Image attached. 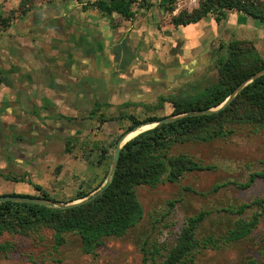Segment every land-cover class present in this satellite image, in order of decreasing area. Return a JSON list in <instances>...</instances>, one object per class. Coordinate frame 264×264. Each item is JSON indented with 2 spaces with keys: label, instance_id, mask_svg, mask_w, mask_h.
<instances>
[{
  "label": "crops",
  "instance_id": "1",
  "mask_svg": "<svg viewBox=\"0 0 264 264\" xmlns=\"http://www.w3.org/2000/svg\"><path fill=\"white\" fill-rule=\"evenodd\" d=\"M21 1L0 0V20L10 17L0 23V181L12 182L0 195L40 197L39 185L71 202L95 192L128 116H168L162 98L209 69L222 35L250 32L264 50V25L238 11L175 26L160 0L134 4L132 19L84 7L96 0H36L24 13Z\"/></svg>",
  "mask_w": 264,
  "mask_h": 264
},
{
  "label": "trees",
  "instance_id": "2",
  "mask_svg": "<svg viewBox=\"0 0 264 264\" xmlns=\"http://www.w3.org/2000/svg\"><path fill=\"white\" fill-rule=\"evenodd\" d=\"M35 1L22 0L20 11L24 13L30 10ZM177 1L160 0L162 12L172 14L171 22L175 26H186L210 17L220 23L232 11L242 12L264 24V0H198V5L193 9H181L174 14ZM137 2L140 6L154 5L151 0H96L84 7L96 8L107 15L118 13L132 19L136 13L133 6ZM9 18H2L1 25L6 26ZM227 48L228 57L216 62L219 79L217 84L193 94L162 98V102L168 101L172 104V115L189 114L168 123H160L128 140L121 149L114 177L101 193L84 203L65 208L19 201L0 202V235L5 232L26 234L40 226H49L55 231L57 245L66 241V233L73 232L79 235L83 251L94 253L105 238L125 234L143 218L144 208L138 197V186L156 185L163 178L176 182L186 172L213 168L210 164L199 163L189 155H169L168 151L179 141L207 140L218 136L225 131L228 121L264 124V73L243 87L226 108L212 114H192L197 110L218 106L241 83L264 69V59L253 43L231 40L227 43ZM198 95L203 97L193 98ZM128 118L131 124L127 130H130L162 117L151 115L138 119L129 115ZM106 152L107 149H101V157ZM256 178H264V170L252 173L250 179L241 186L249 187ZM101 184L96 187L97 190ZM36 188L41 191L40 197L56 199L41 186L36 185ZM89 194L80 190L75 199L87 197ZM252 205L264 209V197L242 205L235 212L242 213ZM206 215L202 211L186 219L176 245L168 251L162 264H182L188 261L196 264L195 255L202 246L196 237V228ZM260 215L261 213H256L242 229L232 232L227 239H240L248 235L258 224ZM159 252L160 248L156 245L152 248L143 247V264H157L155 259Z\"/></svg>",
  "mask_w": 264,
  "mask_h": 264
},
{
  "label": "rangeland",
  "instance_id": "3",
  "mask_svg": "<svg viewBox=\"0 0 264 264\" xmlns=\"http://www.w3.org/2000/svg\"><path fill=\"white\" fill-rule=\"evenodd\" d=\"M197 5L198 0H178L174 14ZM232 34V40L251 42L250 32ZM229 41L222 35L221 41L211 46L209 69L179 80L172 91H167L169 97L193 94L217 84L215 64L228 57ZM258 52L264 59V50ZM167 111L169 115L174 111L171 104ZM224 129L222 134L207 140L174 143L169 155L186 154L213 168L186 172L176 182L163 178L156 185L138 186L143 218L125 234L105 238L94 253L83 251L79 235L66 233V241L57 245L53 228L40 226L26 234L0 235V264H143V247L154 245L160 248L155 260L162 264L168 251L176 245L186 219L202 211L207 215L196 228V237L202 243L195 255L196 264H264L263 207L252 205L242 213L235 212L242 205L264 197V178H256L249 187L241 186L252 173L264 170V124L228 121ZM119 139L120 136L114 144ZM11 183L0 181L7 189L12 188ZM256 213H261L258 224L248 235L227 239ZM207 240L211 241L207 243ZM182 264H192V261Z\"/></svg>",
  "mask_w": 264,
  "mask_h": 264
},
{
  "label": "water",
  "instance_id": "4",
  "mask_svg": "<svg viewBox=\"0 0 264 264\" xmlns=\"http://www.w3.org/2000/svg\"><path fill=\"white\" fill-rule=\"evenodd\" d=\"M264 73V69L254 73L250 78H248L247 80H245L243 83H241L235 90L233 93H231L221 104H219L218 106L212 107V108H204L201 110H197L195 112H193L192 114L194 115H199V114H212L215 112H218L221 109H224L227 107V105H229L231 103V101L237 96V94L242 90L243 87H245L248 83H250L251 81H253L256 77L260 76L261 74ZM189 113H182V114H178V115H168V116H164L162 118H160L159 120L153 121L151 123H147V124H142L140 127L144 126V125H153L152 127L160 124V123H168L171 121H174L182 116L188 115ZM140 127H135L133 129L127 130L118 140L116 147H115V151H114V156H113V163H112V167L110 170V174L109 177L107 179V181L95 192L89 194L87 197L81 198V199H77L75 201H71V202H66V201H61V200H57V199H46L43 197H38V196H29V195H22V194H10V195H0V202H5V201H19V202H27V203H34V204H41V205H46V206H57V207H71L74 205H78L81 203H84L92 198H94L97 194L101 193L103 191V189L111 182L112 178L115 175L116 169H117V164H118V160L120 158V154H121V149L123 148L124 144L130 140L128 139L127 141H125L126 137L136 131L137 129H139ZM150 127V128H152ZM149 129V128H148ZM147 130V129H145ZM144 131V130H142ZM140 131V132H142ZM139 132V133H140ZM137 133V134H139ZM136 136V135H135Z\"/></svg>",
  "mask_w": 264,
  "mask_h": 264
},
{
  "label": "bare ground",
  "instance_id": "5",
  "mask_svg": "<svg viewBox=\"0 0 264 264\" xmlns=\"http://www.w3.org/2000/svg\"><path fill=\"white\" fill-rule=\"evenodd\" d=\"M152 126H153V125H149V124H148V125H144V126L140 127V128L137 129L136 131L130 133V134L126 137L125 141H127L128 139L133 138V137H134L135 135H137V133H139L140 131L145 130V129H148V128L152 127Z\"/></svg>",
  "mask_w": 264,
  "mask_h": 264
}]
</instances>
